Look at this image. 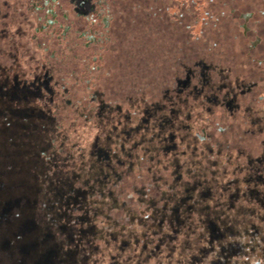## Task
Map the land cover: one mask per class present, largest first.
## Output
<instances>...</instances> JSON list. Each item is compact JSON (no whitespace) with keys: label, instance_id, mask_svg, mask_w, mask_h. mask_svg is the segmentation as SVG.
<instances>
[{"label":"rangeland","instance_id":"1","mask_svg":"<svg viewBox=\"0 0 264 264\" xmlns=\"http://www.w3.org/2000/svg\"><path fill=\"white\" fill-rule=\"evenodd\" d=\"M259 59L264 0H0V264H264Z\"/></svg>","mask_w":264,"mask_h":264},{"label":"crops","instance_id":"2","mask_svg":"<svg viewBox=\"0 0 264 264\" xmlns=\"http://www.w3.org/2000/svg\"><path fill=\"white\" fill-rule=\"evenodd\" d=\"M258 62V68H262L264 60L259 59ZM240 75L237 74V77L232 78V80L236 79V82L227 84L231 85L230 88L224 90L222 87L223 95L226 96L225 102L233 107H264V70L241 73Z\"/></svg>","mask_w":264,"mask_h":264}]
</instances>
